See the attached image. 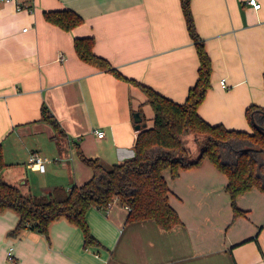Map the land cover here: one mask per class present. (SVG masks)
Returning a JSON list of instances; mask_svg holds the SVG:
<instances>
[{"label":"crops","instance_id":"0c3cea01","mask_svg":"<svg viewBox=\"0 0 264 264\" xmlns=\"http://www.w3.org/2000/svg\"><path fill=\"white\" fill-rule=\"evenodd\" d=\"M258 1L259 8L248 0H191L212 66L210 87L198 107L210 124L252 132L247 109L264 108V0ZM25 3L33 10L0 2L2 176L24 194L41 196L93 176L78 146L87 157L110 166L134 154L135 112L140 124L153 125L154 111L140 86L80 58L75 38L93 37L97 56L179 103L197 80L199 58L180 0ZM67 8L83 18L74 28L44 16ZM43 106L63 129L58 138L41 117ZM149 111L150 125L145 119ZM32 153L46 159L53 180L32 183L30 171L49 177L47 165L44 171L27 165ZM163 175L181 220L173 228L164 230L154 219L127 221L129 209L114 200L107 212L95 206L87 210L99 244L86 246L82 229L64 218L53 221L47 234L27 228L12 235L19 216L6 209L0 212V264H264V190L253 187L238 196L244 212L234 217L228 177L208 158L176 177L170 169Z\"/></svg>","mask_w":264,"mask_h":264},{"label":"trees","instance_id":"16d2710c","mask_svg":"<svg viewBox=\"0 0 264 264\" xmlns=\"http://www.w3.org/2000/svg\"><path fill=\"white\" fill-rule=\"evenodd\" d=\"M180 4L199 58L197 80L183 103L128 78L108 60L97 56L93 52V37L74 39L80 58L140 86L153 108V125L138 130L131 157L110 166L97 158L87 157L78 146V154L92 167L93 176L81 185L74 184L69 189L55 187L41 196L26 195L3 178L6 163L0 145V212L12 209L19 216L17 226L10 232L12 235L17 236L27 228L47 234L53 221L64 218L82 229L86 246L99 244L90 232L87 210L91 206L105 210L114 200L129 206L127 221L154 219L160 228L169 230L181 220L170 204L171 189L163 170L170 169L171 175L176 177L182 169L197 166L204 158L227 175L226 189L231 196L234 217L244 212L237 206L238 196L253 187L264 190V129L253 126V122L264 126V108L251 105L247 109L252 132L210 124L199 115L198 107L210 87L211 60L196 30L191 0H180ZM44 16L65 29L74 28L83 21L80 14L69 8L48 10ZM41 117L52 124L56 138L63 134L61 125L46 106L41 109ZM189 134L195 135L200 144V152L193 156L186 142Z\"/></svg>","mask_w":264,"mask_h":264},{"label":"built area","instance_id":"2783aa9c","mask_svg":"<svg viewBox=\"0 0 264 264\" xmlns=\"http://www.w3.org/2000/svg\"><path fill=\"white\" fill-rule=\"evenodd\" d=\"M0 2H13L16 4L17 8H27L29 10H33V7L31 5H27L25 3V0H0ZM248 3L252 4L255 8H259L261 6V3L258 0H248ZM27 28H24V30H26ZM221 84L225 85V80H221ZM98 136L102 137L104 135L103 130H96ZM27 165L31 168H36L39 169L41 171L45 170V166H46V159L43 158L41 155L37 154V153H32L28 159ZM114 201H111L107 204L106 208H105V212H107L111 206L113 205ZM125 207L127 209H129L128 205H125ZM9 256L10 258H12V251L9 252Z\"/></svg>","mask_w":264,"mask_h":264},{"label":"rangeland","instance_id":"374dc122","mask_svg":"<svg viewBox=\"0 0 264 264\" xmlns=\"http://www.w3.org/2000/svg\"><path fill=\"white\" fill-rule=\"evenodd\" d=\"M150 107V105H148V108ZM151 109V108H150ZM145 119L146 121H148V124L150 123V120H151V117H152V111H149V112H145ZM145 122V121H144ZM150 125V124H149ZM186 142L188 144V146L190 147L191 149V155H195V153H199L200 152V144L198 142V140L196 139L195 135L193 134H189L187 135L186 137ZM21 146L23 144H20ZM47 167H48V179L41 173V172H38V171H28V176L29 178L31 179L32 183L35 184V185H43L44 183H47V180L48 181H51L54 179V177L52 176L53 175V172H52V168H49V164H47ZM56 183V182H55Z\"/></svg>","mask_w":264,"mask_h":264},{"label":"water","instance_id":"95a60500","mask_svg":"<svg viewBox=\"0 0 264 264\" xmlns=\"http://www.w3.org/2000/svg\"><path fill=\"white\" fill-rule=\"evenodd\" d=\"M134 119L137 122V124H136V128L137 129H140L141 127H145L146 126L145 124H140L142 118H141V115H140L139 112H135ZM253 126L264 129V126H261V125L257 124L256 122H253Z\"/></svg>","mask_w":264,"mask_h":264}]
</instances>
